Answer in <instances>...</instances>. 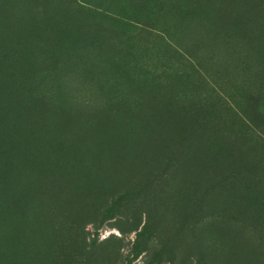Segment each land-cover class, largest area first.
<instances>
[{
  "label": "rangeland",
  "instance_id": "374dc122",
  "mask_svg": "<svg viewBox=\"0 0 264 264\" xmlns=\"http://www.w3.org/2000/svg\"><path fill=\"white\" fill-rule=\"evenodd\" d=\"M263 103L264 0H0V264H264Z\"/></svg>",
  "mask_w": 264,
  "mask_h": 264
},
{
  "label": "trees",
  "instance_id": "16d2710c",
  "mask_svg": "<svg viewBox=\"0 0 264 264\" xmlns=\"http://www.w3.org/2000/svg\"><path fill=\"white\" fill-rule=\"evenodd\" d=\"M261 99H259L258 101H260ZM263 105H264V103H263ZM109 209H112V207H109Z\"/></svg>",
  "mask_w": 264,
  "mask_h": 264
}]
</instances>
